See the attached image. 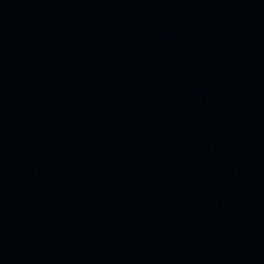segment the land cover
<instances>
[{
	"label": "water",
	"instance_id": "obj_1",
	"mask_svg": "<svg viewBox=\"0 0 264 264\" xmlns=\"http://www.w3.org/2000/svg\"><path fill=\"white\" fill-rule=\"evenodd\" d=\"M0 264H264V0H0Z\"/></svg>",
	"mask_w": 264,
	"mask_h": 264
}]
</instances>
